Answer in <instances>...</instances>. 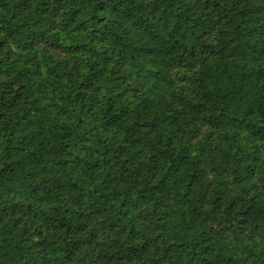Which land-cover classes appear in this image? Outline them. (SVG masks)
I'll list each match as a JSON object with an SVG mask.
<instances>
[{
  "label": "trees",
  "instance_id": "obj_1",
  "mask_svg": "<svg viewBox=\"0 0 264 264\" xmlns=\"http://www.w3.org/2000/svg\"><path fill=\"white\" fill-rule=\"evenodd\" d=\"M0 264H264V0H0Z\"/></svg>",
  "mask_w": 264,
  "mask_h": 264
}]
</instances>
